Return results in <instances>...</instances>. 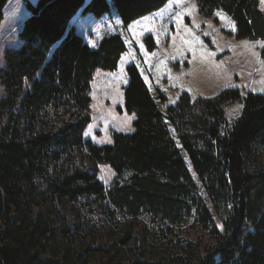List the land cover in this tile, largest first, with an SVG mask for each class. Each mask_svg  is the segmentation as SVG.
<instances>
[{
	"label": "trees",
	"instance_id": "obj_1",
	"mask_svg": "<svg viewBox=\"0 0 264 264\" xmlns=\"http://www.w3.org/2000/svg\"><path fill=\"white\" fill-rule=\"evenodd\" d=\"M112 1L126 27L168 0ZM259 2L196 6L203 18L223 11L237 39L264 41ZM25 8L19 44L4 50L0 67V264H89L95 256L114 264L127 250L135 257L127 264H264V93L225 87L192 99L183 91L163 110V97L151 96L130 63L123 109L134 114L133 130L96 145L84 136L91 82L95 71H117L127 41L109 34L90 48L69 23L76 14L110 15L107 0H25ZM144 42L155 48L150 36ZM259 54L264 61V44ZM236 101L241 111L229 120L226 105ZM99 165L115 173L107 185ZM187 226L201 236L185 238ZM102 232L116 236L111 244L96 242ZM148 252L153 259H142Z\"/></svg>",
	"mask_w": 264,
	"mask_h": 264
},
{
	"label": "rangeland",
	"instance_id": "obj_2",
	"mask_svg": "<svg viewBox=\"0 0 264 264\" xmlns=\"http://www.w3.org/2000/svg\"><path fill=\"white\" fill-rule=\"evenodd\" d=\"M107 3L110 7L109 17L104 15L98 19L76 14L69 23V27L80 33L90 48H94L99 39L109 34H120L127 41V50L119 58L117 71H95L91 82V122L84 136L94 144H111L110 133L113 131L131 133L133 130L134 115L127 114L123 109V92L128 80L125 68L130 63L138 67L151 96L163 97L157 99L163 110L164 106L174 104L183 91L192 99L198 96L212 97L225 87L237 88L242 95L246 92L264 93V61L259 54L264 41L237 39L233 31L234 22L223 11L216 10L212 17L203 18L198 14L196 0H169L167 5L171 6L123 27L113 1L107 0ZM259 4L264 10V2L260 0ZM27 15L25 0H8L4 5L0 22V67L3 66L4 50L19 44L17 33ZM148 36L155 44L152 51L146 50L144 46V39ZM131 41L138 53L130 45ZM136 54L140 57L137 58ZM2 93L0 86V96ZM118 107L121 111H118ZM241 107V103L237 101L227 104L226 118L230 120L238 116ZM169 129L174 144L180 148L172 126ZM182 157L192 172L184 151ZM75 159L80 167H89L81 153H76ZM112 171L107 165L97 166V178L103 185L109 184L113 179L115 173ZM39 214L40 211L35 209V219ZM65 215L74 225V218L69 210L65 211ZM181 232L187 239L195 240L201 236L200 229L190 226ZM108 234L109 232H102L96 242L111 244L116 236ZM153 257L154 254L148 252L141 258L152 260ZM133 258L135 257L128 250L121 251L114 264H127ZM99 262L100 258L97 256L89 259V264Z\"/></svg>",
	"mask_w": 264,
	"mask_h": 264
},
{
	"label": "crops",
	"instance_id": "obj_3",
	"mask_svg": "<svg viewBox=\"0 0 264 264\" xmlns=\"http://www.w3.org/2000/svg\"><path fill=\"white\" fill-rule=\"evenodd\" d=\"M169 2V1H168ZM168 2L166 3V5L164 6V7H162L160 10H158V11H156V12H159V11H161V10H163L165 7H168V6H171V5H167L168 4ZM168 11H169V9H168ZM146 17V16H145ZM144 18V17H143ZM140 19H142V18H140ZM139 20V19H138ZM100 40V39H99ZM98 40V41H99ZM95 46V45H94ZM91 85H92V83H91ZM152 94V93H151ZM168 105H166V106H164V108L165 107H167ZM132 115H134V114H132Z\"/></svg>",
	"mask_w": 264,
	"mask_h": 264
},
{
	"label": "snow or ice",
	"instance_id": "obj_4",
	"mask_svg": "<svg viewBox=\"0 0 264 264\" xmlns=\"http://www.w3.org/2000/svg\"><path fill=\"white\" fill-rule=\"evenodd\" d=\"M262 2H264V0H262ZM217 15H219V13H217ZM221 19H225V17H220ZM233 31H235V27L233 26Z\"/></svg>",
	"mask_w": 264,
	"mask_h": 264
}]
</instances>
